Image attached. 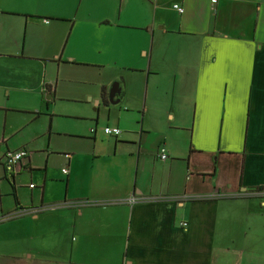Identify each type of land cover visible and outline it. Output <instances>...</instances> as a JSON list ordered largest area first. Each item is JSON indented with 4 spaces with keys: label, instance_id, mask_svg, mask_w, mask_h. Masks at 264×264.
Here are the masks:
<instances>
[{
    "label": "crops",
    "instance_id": "crops-1",
    "mask_svg": "<svg viewBox=\"0 0 264 264\" xmlns=\"http://www.w3.org/2000/svg\"><path fill=\"white\" fill-rule=\"evenodd\" d=\"M0 117V264H264V0H0Z\"/></svg>",
    "mask_w": 264,
    "mask_h": 264
},
{
    "label": "built area",
    "instance_id": "built-area-1",
    "mask_svg": "<svg viewBox=\"0 0 264 264\" xmlns=\"http://www.w3.org/2000/svg\"><path fill=\"white\" fill-rule=\"evenodd\" d=\"M215 1V0H213ZM174 8L177 9L180 13H184V8L181 7L179 4H174ZM97 129L95 127H93L91 129V133H96ZM102 131L104 132L105 135L107 136H113V137H118L121 135L122 130L119 126H104ZM29 155V151L27 149H19L17 151H13V152H8L5 156H4V166L5 169L10 172V173H14L16 174V172H18V168L20 167V165L23 164V161L25 159L28 158ZM161 158L162 159H167L168 158V153H167V149L166 147H162L161 148ZM64 173L68 172L67 168L63 169ZM31 187H34V184L30 185ZM131 203L137 202L138 198L137 197H132L129 200ZM41 209L43 208H35V209H29V210H23V209H17L16 211H14V213L12 215H10L9 217H17L23 214H26L27 212L33 210L34 213L36 212H40ZM8 217V218H9ZM184 225H187V223H184Z\"/></svg>",
    "mask_w": 264,
    "mask_h": 264
},
{
    "label": "rangeland",
    "instance_id": "rangeland-1",
    "mask_svg": "<svg viewBox=\"0 0 264 264\" xmlns=\"http://www.w3.org/2000/svg\"><path fill=\"white\" fill-rule=\"evenodd\" d=\"M19 117H21V121L23 122L24 121V118L23 117H25V116H19ZM2 122V118L0 117V123ZM28 174L27 173H25L24 171H23V173H20V179L17 177V179H18V181H19V183L20 184H23L24 182H27V183H29L30 181H25V177L27 176ZM32 182H34L35 183V181H32ZM22 189V190H21ZM20 191H23L24 192V194H26V196L28 197L29 195H28V191H27V189L24 187V188H22V187H20ZM10 199L13 201V203H15V199H14V197L12 196V197H10ZM42 210H44V209H41V211ZM4 234H6V232L4 233Z\"/></svg>",
    "mask_w": 264,
    "mask_h": 264
},
{
    "label": "water",
    "instance_id": "water-1",
    "mask_svg": "<svg viewBox=\"0 0 264 264\" xmlns=\"http://www.w3.org/2000/svg\"><path fill=\"white\" fill-rule=\"evenodd\" d=\"M118 87H119V83L118 82H115L113 85H112V87H111V101L113 102V103H116L117 102V100L116 101H114V97L116 96V93H117V91H118Z\"/></svg>",
    "mask_w": 264,
    "mask_h": 264
},
{
    "label": "trees",
    "instance_id": "trees-1",
    "mask_svg": "<svg viewBox=\"0 0 264 264\" xmlns=\"http://www.w3.org/2000/svg\"><path fill=\"white\" fill-rule=\"evenodd\" d=\"M14 197H15V201H16V203L18 205L19 204V201H18V198H17L16 194H14Z\"/></svg>",
    "mask_w": 264,
    "mask_h": 264
}]
</instances>
